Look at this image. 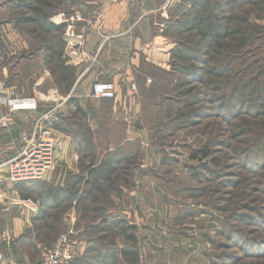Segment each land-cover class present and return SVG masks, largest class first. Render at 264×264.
Listing matches in <instances>:
<instances>
[{
	"label": "rangeland",
	"instance_id": "rangeland-1",
	"mask_svg": "<svg viewBox=\"0 0 264 264\" xmlns=\"http://www.w3.org/2000/svg\"><path fill=\"white\" fill-rule=\"evenodd\" d=\"M154 6L155 21L166 13L152 29L171 44L167 72L122 99L115 117V97L92 105L94 131L76 123L72 100L49 114L52 164L41 180L18 181L31 213L46 204L30 236L43 252L67 243V264H264V0ZM61 34L50 33L54 46ZM9 64L6 87L18 72ZM55 107L14 114L0 130V159Z\"/></svg>",
	"mask_w": 264,
	"mask_h": 264
},
{
	"label": "crops",
	"instance_id": "crops-1",
	"mask_svg": "<svg viewBox=\"0 0 264 264\" xmlns=\"http://www.w3.org/2000/svg\"><path fill=\"white\" fill-rule=\"evenodd\" d=\"M65 1L70 2L42 0L35 5L32 0H0V93L31 94L39 107L56 104L50 114L57 113L56 109L63 111L67 99L72 100L76 102V123L80 118L90 127V119L98 114L91 106L112 101L89 97L95 81L114 83V103L119 104L111 111L115 117L122 99L133 102L139 91L149 86L148 77L161 79L159 73L167 72L171 44L164 36L154 35L152 27L163 29L166 20L162 8L164 21H155L158 7L154 5L170 4L171 0H72V4L65 5L67 16ZM21 8L24 13H18ZM49 9L53 13L50 16ZM38 32L41 43L35 40L37 52H33L30 49ZM50 33H63L61 45L50 42ZM8 62L18 72L15 83L6 87L1 71ZM22 66L25 73L21 72ZM6 160L0 159V264H35L47 246L30 236L32 222L40 217L46 204L37 205L39 211L31 213L32 200L21 196L24 191L18 182L7 177L3 165ZM33 244L39 251L29 257L26 249H33Z\"/></svg>",
	"mask_w": 264,
	"mask_h": 264
},
{
	"label": "built area",
	"instance_id": "built-area-1",
	"mask_svg": "<svg viewBox=\"0 0 264 264\" xmlns=\"http://www.w3.org/2000/svg\"><path fill=\"white\" fill-rule=\"evenodd\" d=\"M123 1V0H111ZM116 87L110 81H96L92 84L89 96L92 99H113ZM39 107L34 96H2L0 94V130L8 128L13 121V115L22 112H32ZM50 112L40 115L33 125L30 135L22 137L20 149L9 160L5 161L8 178L13 182L41 180L52 162V138L50 137ZM69 245L63 240L52 249L42 254L39 264H67L72 257L68 251Z\"/></svg>",
	"mask_w": 264,
	"mask_h": 264
},
{
	"label": "trees",
	"instance_id": "trees-1",
	"mask_svg": "<svg viewBox=\"0 0 264 264\" xmlns=\"http://www.w3.org/2000/svg\"><path fill=\"white\" fill-rule=\"evenodd\" d=\"M193 157H195V156L193 155Z\"/></svg>",
	"mask_w": 264,
	"mask_h": 264
}]
</instances>
